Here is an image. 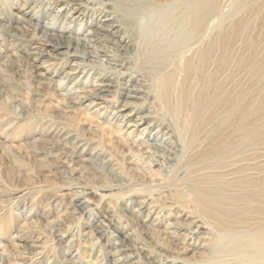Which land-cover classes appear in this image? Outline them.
Listing matches in <instances>:
<instances>
[{"label":"rangeland","instance_id":"374dc122","mask_svg":"<svg viewBox=\"0 0 264 264\" xmlns=\"http://www.w3.org/2000/svg\"><path fill=\"white\" fill-rule=\"evenodd\" d=\"M81 1L0 0V264H264V0H136L139 82L103 40L41 45L95 28L107 0Z\"/></svg>","mask_w":264,"mask_h":264},{"label":"bare ground","instance_id":"6f19581e","mask_svg":"<svg viewBox=\"0 0 264 264\" xmlns=\"http://www.w3.org/2000/svg\"><path fill=\"white\" fill-rule=\"evenodd\" d=\"M57 1H63L65 3V8H58L56 9V17H58L60 14V11L61 9H66L67 5H69L72 9L73 12L77 11L80 9V7L84 6V7H87L85 6V1H81V0H57ZM87 1V0H86ZM103 6L105 7L102 12H98V18H96V23H95V28L91 29V30H88V32L85 34V37L84 38H81V37H78V36H75L73 35L74 34H77L79 33L80 29H78L76 32L70 28L69 24H67V22L63 21V24H62V28L60 30V32L58 34H53V33H46L45 31L42 32V35H43V39H40V40H46L44 41L41 45L43 44H48V45H51L53 48H59V47H65L66 50H70L72 49V53H70V55H73V56H78L80 57L81 59L80 60H83L84 58H87L86 56L89 55V51H86L85 49L83 50V47H87V46H90V43L92 42H95L93 45L96 44V42H98L99 40H103L104 42H106L107 44H110L108 45L109 47H112V49L116 52L114 53H109L110 50L108 49H105V47H103L104 49L103 50H100L99 48H95L96 49V52H95V55H99L97 51H101L102 55L104 56H107L109 60H114L113 61V66L115 67H121V68H125V71H120V70H117V75L118 77H126L128 76V80H130V82H139L140 80L138 79V75L136 74L137 72H140V71H137L136 69H133V67H129V65L127 66V63L131 60V56L133 55V51H135V42H134V39H133V32L134 34L136 35V31H135V28H134V20H133V17L134 15H138L139 12H145L147 11L148 9H150V5L149 4H140L138 3L136 0H133L130 2V4H128V6H125L123 2H118L116 0V3L113 1V0H107V1H104L103 2ZM124 5V7H123ZM198 8H199V11L198 13L200 12L201 13V16L206 12L207 10V5L205 4V1L204 0H199L198 3ZM72 6V7H71ZM76 9V10H75ZM196 9V7H195ZM194 11V10H193ZM36 12V11H35ZM199 13V14H200ZM55 15V14H54ZM69 15L66 14V18L68 17ZM34 17V16H32ZM50 24V23H49ZM32 25L36 26L37 24H33ZM81 26V24L79 25V27ZM78 27V28H79ZM140 28V27H138ZM89 35V36H88ZM63 39V40H61ZM64 39H68V40H64ZM47 40L49 42H47ZM72 42L76 43V46L73 48L72 46ZM170 45V44H169ZM168 45V46H169ZM80 46H82V48H80ZM33 53H36L35 51L34 52H29V54H33ZM98 57V56H97ZM187 62V61H186ZM185 65V64H184ZM186 67L188 65H185ZM114 67V68H115ZM190 67V65L188 66ZM185 69V68H184ZM187 69V68H186ZM189 69V68H188ZM183 71V70H182ZM141 74V73H140ZM124 77V78H125ZM186 77V76H185ZM188 77V76H187ZM186 77V78H187ZM185 79V78H184ZM183 79V81H184ZM142 81V80H141ZM186 82V81H185ZM183 82V83H185ZM182 83V84H183ZM188 83V82H187ZM170 84V83H169ZM100 86H104V88L102 89V91H113L112 89H109L111 87H115L116 85H113L111 83H102V84H99ZM186 85V84H185ZM173 86V85H172ZM171 86V87H172ZM178 86V85H177ZM170 86L168 88H171ZM182 87V86H181ZM188 87V85H187ZM116 88H122L123 90H126L125 91H121L122 95H125L127 98H134L136 100H143L144 98L147 97V93L146 91H143L142 89L136 87V86H133V87H127V84L124 83V84H120V86H116ZM185 88V87H184ZM180 89V87H179ZM186 89V88H185ZM167 90H170V89H167ZM181 90V89H180ZM184 90V89H182ZM171 91V90H170ZM188 91V89H187ZM172 92V91H171ZM184 92V91H183ZM186 92V90H185ZM184 92V93H185ZM168 93V94H167ZM166 95H169V92H167ZM187 94H184V96H186ZM190 95V94H189ZM196 96V95H194ZM89 97H94V98H99L100 96L98 94H92V93H88L86 94V98H89ZM193 97V96H192ZM188 98V97H187ZM195 98V97H194ZM191 99V97H190ZM193 99V98H192ZM188 100V99H187ZM197 100L199 101V98H197ZM185 101V100H184ZM191 101V100H189ZM188 101V102H189ZM192 102H194L192 100ZM200 102V101H199ZM197 102H195L194 104H196ZM196 106V105H195ZM206 106V105H205ZM147 108V107H146ZM194 108V107H193ZM197 108V106H196ZM204 108V107H203ZM206 108V107H205ZM195 109V108H194ZM199 110V107L197 109V111ZM202 110V109H201ZM200 110V111H201ZM195 116V115H194ZM147 117H151L148 115V113H144L142 114L138 120L141 121V123H144L145 122V119ZM238 121V120H237ZM196 123V122H195ZM199 124V123H198ZM201 124V123H200ZM203 124V123H202ZM201 124V125H202ZM204 124H206L204 122ZM203 124V125H204ZM150 125V123H147L144 127H148ZM161 125V124H160ZM159 125V126H160ZM186 125V124H185ZM188 125V124H187ZM191 126L194 127V125L192 124ZM200 126V125H199ZM205 126V125H204ZM203 126V127H204ZM187 127V126H186ZM192 132V131H191ZM168 134V133H167ZM46 136L47 135H44L42 137H39V145L40 147L39 148H44V145L47 143V142H50L52 144V147H57V145H55V143H52L53 141L54 142H59L57 139L54 140V138L50 137V139H46ZM230 137V136H229ZM146 143H147V140H146ZM157 144V143H156ZM156 144H151V143H148V146H151L154 151V155H157V156H160L161 158L163 159H172L170 157V155L174 153V151L172 150V145L170 144H167L166 145H162V144H158V146ZM209 145V144H208ZM210 148V147H209ZM163 150V154L161 153V151ZM213 150V149H212ZM161 153V154H160ZM167 154V155H164V154ZM212 153V152H211ZM201 154H204V153H201ZM205 158V157H204ZM217 162V161H216ZM240 164V163H239ZM208 177V176H207ZM206 178V177H205ZM209 178V177H208ZM207 178V179H208ZM201 180V179H200ZM199 180V181H200ZM203 181V180H202ZM215 181V180H214ZM241 182V181H240ZM247 182V181H246ZM253 182V181H252ZM254 183V182H253ZM204 184V183H203ZM218 187V186H217ZM260 189V188H259ZM258 189V190H259ZM264 189V187H263ZM201 192V191H200ZM207 193L209 191H206ZM212 192V191H211ZM202 193V192H201ZM205 194V193H204ZM220 194V193H218ZM217 194V195H218ZM252 194V192H251ZM254 194V193H253ZM199 195V194H198ZM203 195V193H202ZM207 195V194H206ZM208 195H210L208 193ZM204 196V195H203ZM202 196V197H203ZM214 196V195H212ZM211 196V197H212ZM242 196V195H241ZM199 197V196H198ZM210 197V198H211ZM215 197V196H214ZM213 197V198H214ZM236 198V197H234ZM175 199V198H174ZM218 199V198H217ZM189 200V199H188ZM208 200V198H207ZM214 200V199H212ZM195 201V200H194ZM202 202V201H201ZM200 202V203H201ZM218 203V201H216ZM222 202V201H221ZM198 203L197 200L195 202V204ZM198 203V204H200ZM204 204V211L207 210V208L209 207V205L212 204V202L210 203V201H205V202H202ZM215 203V204H217ZM214 204V205H215ZM84 205V204H83ZM82 205V206H83ZM212 205V206H214ZM218 205V204H217ZM82 206L81 209H82ZM197 206V205H196ZM211 206V207H212ZM216 206V205H215ZM79 207V206H78ZM84 207V206H83ZM199 207V206H198ZM203 207V206H202ZM260 207V206H259ZM200 208V207H199ZM218 208V207H216ZM84 210V209H83ZM199 210V209H198ZM209 210V208H208ZM200 211V210H199ZM202 211V210H201ZM214 212V211H213ZM200 213V212H199ZM202 213V212H201ZM216 214V213H214ZM202 217V215H201ZM105 218V217H104ZM107 218V217H106ZM203 218V217H202ZM109 219V218H107ZM199 219V218H198ZM208 219V218H207ZM210 219V218H209ZM202 220V219H201ZM222 220V219H221ZM214 221V220H213ZM216 224V222H214ZM217 225V224H216ZM11 228L8 227L6 225L5 227V232H8ZM143 230V229H142ZM143 233H145L144 231H142ZM60 235V234H59ZM57 236V235H56ZM120 242L119 244L121 245V247H124L125 249H128L130 246H129V242L132 240L130 237L128 236H124L123 238L119 239ZM264 241V239H263ZM119 247V246H117ZM116 247V248H117ZM133 247V246H132ZM131 247V248H132ZM4 251H6V249H4ZM10 253V252H9ZM5 257H9V255H3ZM15 260V259H14ZM10 264V263H9Z\"/></svg>","mask_w":264,"mask_h":264}]
</instances>
